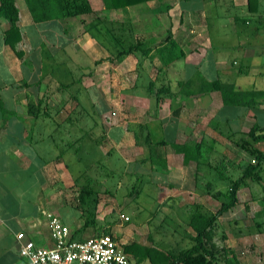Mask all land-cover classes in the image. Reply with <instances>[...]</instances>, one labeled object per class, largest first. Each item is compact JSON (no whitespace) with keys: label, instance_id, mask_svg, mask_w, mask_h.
<instances>
[{"label":"crops","instance_id":"crops-1","mask_svg":"<svg viewBox=\"0 0 264 264\" xmlns=\"http://www.w3.org/2000/svg\"><path fill=\"white\" fill-rule=\"evenodd\" d=\"M163 1L170 4L168 11L161 10L163 5L160 0L112 8H106L103 0H90L94 9L92 12L36 21L26 0H15L19 12L20 38L14 45L6 42V30L10 23L4 12L0 11V264H25L26 258L25 261L20 260L24 257L19 248L26 240H34L38 245L53 244L46 212L59 215L75 238L72 228L77 225L75 219L79 211L69 204L70 172L76 171V177L78 173L81 174L86 163V152L100 150V143L94 137V129L81 131L80 119L77 118L76 126L70 130L72 121L61 114H54L53 108L58 104L62 106L65 98L63 92L69 87L68 84L63 86L62 81L68 83V77L73 79L79 72L84 75L86 67H90L84 65L87 59L89 64L93 62L95 66L100 61L107 63L108 76H113L110 78L114 80L113 85L119 81L118 76L121 78L122 74L135 70L136 66L151 79L148 84L139 86L136 82L135 91L142 90V93L129 96L141 100L148 133L151 136L156 133L154 137L157 141L153 149L157 159L151 161L150 167L161 180L156 184L160 192L159 200L164 201L172 196L174 213L180 212L176 215L187 228L182 227V232L178 233L180 246L189 245L194 234L186 221L192 213L197 210L213 212V198L222 203V197H226L227 192H214L227 185L218 181H228L227 178L236 180L238 173L243 171L244 165L240 161L230 162L222 156L225 151L216 146L227 147L230 137H240L259 123L253 110L264 106V103L252 107L226 105L220 91L199 90L203 80L217 78L234 81L239 88L264 87L257 83L258 76L247 83L250 71L245 66L232 69L233 77H222L220 72L215 77H197V72H200L214 46L211 35L214 26L212 21L208 22L209 16L214 14L218 18L222 14L212 0H206L210 5L205 9L187 6L197 0ZM228 1L236 11L225 16L227 24L230 32H238L240 24L237 22L245 18L241 17L238 9L248 8L250 11L248 0ZM214 5L217 9L213 8ZM123 38L144 43L149 50L143 52L142 57L136 56L137 51H132L121 53L113 59L114 52L123 47ZM170 41H175V52L180 57L165 66L158 50ZM231 47L236 49L235 44ZM105 48H108L109 54L97 59ZM242 50L245 51L242 54L253 59L264 53L262 47L251 45ZM223 59H217V65ZM69 63L74 69L68 68ZM187 69L191 71L187 72ZM90 71L93 72L92 69ZM253 74L263 76L264 70ZM171 77L177 81L171 82ZM163 84L170 87L171 95L158 104L154 90ZM126 85L130 84L119 83L120 88L125 89ZM129 87L134 90L133 86ZM233 120L241 125L231 127ZM130 128L133 132L134 127ZM108 133L116 142L126 132L121 125H115ZM163 140L167 143H163ZM173 142H199L201 156L186 161L183 153L174 150ZM150 147L147 154L153 152ZM219 152L224 158L220 160L221 171L211 158L212 153ZM232 154L239 158L244 155L238 148H233ZM147 158L152 160L150 156ZM209 169L217 171L218 176L215 177L214 171L208 174ZM248 181L247 178L240 184L238 203L223 213L214 227L215 234L219 235L222 231L223 241L236 253L241 251L238 243H235L237 238L247 234L243 229L254 228L251 235L253 238L259 236L253 239L251 247L259 245L261 233L264 234V194L247 195L250 190L247 189ZM166 187L175 191L174 194L166 196L163 189ZM69 208L73 211L69 212ZM237 216L243 224L237 222ZM250 217L253 219L250 220ZM226 218L236 222L234 229L240 232L239 236H229L232 230L221 228V221ZM238 258L242 264L241 256ZM249 258L247 256L246 260Z\"/></svg>","mask_w":264,"mask_h":264},{"label":"rangeland","instance_id":"rangeland-1","mask_svg":"<svg viewBox=\"0 0 264 264\" xmlns=\"http://www.w3.org/2000/svg\"><path fill=\"white\" fill-rule=\"evenodd\" d=\"M212 1L216 3L218 9L215 5L213 8L217 9L222 16L218 18L214 14L209 16L208 22L212 21L211 23L214 26L211 31L214 46L207 54L208 57L203 62L200 72H197V77L199 75L200 77H215L217 72L222 73V77H233L231 70L243 65L248 67L247 70L250 71V75L246 78L247 83H250L252 78L258 76L257 83L264 87V75L253 74L259 73L260 70H264V53L259 55L257 59L242 54L245 52L242 50L243 47L247 45L262 47L264 51V0H258L257 5L259 7L256 11H249L248 8L244 10L238 9L241 17H245L244 20L237 22L240 24L238 25V32H230L225 17L229 16L231 13H235L236 8H232L228 0ZM209 5L210 2L206 0L192 1L187 4V6L192 9H199L202 7L205 9ZM123 39V47H119L117 49L118 51H116V53L114 52L115 57H113V59L118 58L119 54H121L119 49H124L133 42L130 38ZM234 44L236 49L231 47ZM237 46L239 47L237 48ZM107 49L108 48H105L103 52H100L97 59L103 58L104 54H109ZM142 54L143 52L138 50L136 56L142 57ZM222 57H224L223 62L217 65L216 60L222 59ZM84 65L90 66L86 67L84 75H82V72H79L80 74L73 77L74 80L69 79V76L68 83L62 81L63 86H67L68 84L69 87L67 91L63 92L65 98L62 102V106L58 104L53 108L54 114H61L72 121V123L69 124V126H71L70 130L74 129L76 126L75 120L77 118L80 119L79 126H82L81 131L84 130L87 132L94 129V137L100 143V150L97 149L94 153L92 150L86 152V163L84 164V169L81 171V174L78 173L76 177V171L70 172L69 204L73 208L77 207L79 211L76 219L74 217L77 225L72 228L75 239L80 240L96 233L109 231L125 244L131 241H137L145 244H157L163 248L172 247L174 249H179L180 244L177 240L180 237L178 233L182 232L181 228H185V225H183L177 217L180 212L177 213L176 211L174 213L175 203L173 202L172 196H169L164 201L159 200L160 192L156 184L158 185L161 180L158 179L157 174L154 173L150 167L151 161H156L157 159L153 149V147H155L153 145H156L157 141V138L154 137L156 133H153L152 136L148 133L146 128L147 124L144 122L146 118L145 116L143 117L144 107L141 104V100L139 101L129 96V94L134 96L135 94L140 95L138 93H142V90L135 91L136 85L134 84L136 82L137 86H139L143 83L148 84L151 79L143 73L141 68L138 69L136 66L135 70L133 69L125 73L126 75L122 74L121 78L118 76L119 81L113 85L114 80H110L113 76H108L107 63L100 61V63L95 66L93 62L89 64L87 59ZM68 68L74 69L70 63ZM89 68L93 70L92 73L88 72L91 70ZM187 70V72L191 71L190 69ZM139 72L140 74H138ZM173 76L174 74L172 77ZM154 79L157 80V78ZM170 81L175 82L177 79L172 78ZM120 82L124 85L130 84L134 87V90H130V85H126L127 88L125 89L120 88ZM156 91L157 90H154V93H156ZM145 93H147V91ZM93 97L95 98V103L92 102ZM263 107L264 106L261 105L253 110L257 114V120L261 124H264ZM232 122L231 127L241 125L237 124L234 120ZM115 125H121L126 132L121 139L116 142L108 136V130ZM130 127H134V134L130 130ZM241 136L236 138L230 137V141L224 139L227 141L228 146L217 144L216 148H219L221 151L224 150L225 153L222 156L227 158L230 162L237 163L240 161L245 165L247 162H252L251 160L256 157L255 153L258 151V148L264 150V143H258L256 146L258 148L256 149L254 148L255 146L253 147V145L251 146L245 142ZM149 147L153 151L151 154H147V148ZM233 148H238V151H241L244 155L241 158L234 157L232 154ZM220 153L221 152H219V154L212 153L213 156L211 158L214 163L218 164V166H216L221 171L222 163H220V160L224 158H221ZM147 156L152 157V160L151 158H147ZM234 170L235 169L232 171V175L235 173ZM213 171L214 169H209L207 173L211 174ZM213 174H215V177L218 176L217 171H214ZM242 174L243 172L240 171L236 177L238 178ZM259 174L261 177L257 180L249 179V185L247 184L249 188L247 189L250 190L249 193L247 190V195L250 196L251 194L258 196L259 194H264V161L261 162ZM227 179L228 181L219 180V183L226 182L227 185H222L224 187L220 189L217 188L214 192L220 190V192L228 193L234 180L230 178ZM83 186H87L88 193H81L83 191ZM163 189L165 190L164 194H166V196L173 195L175 192L169 187ZM223 199L226 200V197H222L221 200L223 201ZM249 200H251V197ZM212 204V210L214 211L221 206V203L215 201V198H213ZM68 211L72 212L73 209L69 208ZM252 219L253 218L250 217V220ZM186 221L188 223V220ZM221 222L223 223L222 229L228 228V230H232L230 234L227 233L229 236H239L240 232L234 229L236 222L233 220L228 221V218L223 219ZM237 222L243 224L239 217ZM255 230H257V227H255ZM243 232L247 234L244 233L245 235L239 236V239L237 238V242H235L238 243V248L241 249L240 253H236L226 241H223L224 238L221 237L222 231L219 232V235H215L214 241L219 247H229L237 256H241L243 260L242 264H264V234L261 233V238L258 242L259 245L251 247L250 245L254 241L253 239L259 236L256 235L253 238L251 235V233H254V228L243 229ZM251 255H253V257H251ZM247 256L250 258L246 260ZM20 260L25 261V257L20 258ZM132 264L140 263L132 260ZM143 264L151 263L149 261H144ZM216 264H223V262L219 261Z\"/></svg>","mask_w":264,"mask_h":264},{"label":"trees","instance_id":"trees-1","mask_svg":"<svg viewBox=\"0 0 264 264\" xmlns=\"http://www.w3.org/2000/svg\"><path fill=\"white\" fill-rule=\"evenodd\" d=\"M148 0H103L106 8L123 7L127 5L138 4ZM162 11H168L170 4L160 0ZM0 11H3L9 20V27L6 30V42L14 45L20 38V29L18 27L19 12L15 4V0H0ZM32 16L36 21H45L54 18L68 17L78 14H84L94 11L90 0H26ZM251 11L258 9V0H248ZM175 41H170L162 46L158 52L161 57L162 64L170 65L180 57L175 52ZM141 50L147 52L146 44L141 42H133L121 53H129ZM243 66V65H242ZM201 92H210L218 90L221 93L224 104L226 105H242L252 107L258 103L264 102V89L239 88L236 83L231 80H222L217 78L214 80H203L201 82ZM171 89L168 85L159 86L156 91V99L160 104L165 97L169 96ZM242 139L254 148L258 143H264V125L255 123L248 132L244 133ZM240 139V138H239ZM167 143L166 141H162ZM256 143V144H255ZM176 152L183 153L184 159H198L201 156L199 142L195 143H171ZM255 153V161L247 162L244 165L243 174L234 180L231 184L230 191L226 194V200H223L221 206L214 212L204 213L195 211L188 219V225L194 230V234L190 238V244L181 246L179 249L172 247L163 248L157 244H145L142 242L131 241L124 243V248L133 256V260L137 263L149 261L151 264H241L238 256L229 247H219L215 239L214 227L217 219L231 207L236 205L238 199V189L245 179H258L260 176L261 162L264 161V150L257 149ZM87 186H83L81 193H88ZM82 194V196H83ZM109 231H105L108 233Z\"/></svg>","mask_w":264,"mask_h":264},{"label":"built area","instance_id":"built-area-1","mask_svg":"<svg viewBox=\"0 0 264 264\" xmlns=\"http://www.w3.org/2000/svg\"><path fill=\"white\" fill-rule=\"evenodd\" d=\"M46 215L53 244L38 245L34 240L21 243L19 252L26 264H132L133 256L116 235L101 232L78 240L59 215Z\"/></svg>","mask_w":264,"mask_h":264}]
</instances>
